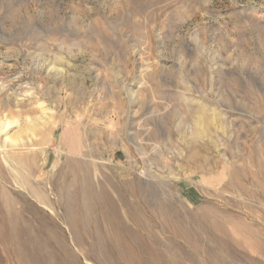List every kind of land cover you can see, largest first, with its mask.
<instances>
[{
	"label": "rangeland",
	"instance_id": "374dc122",
	"mask_svg": "<svg viewBox=\"0 0 264 264\" xmlns=\"http://www.w3.org/2000/svg\"><path fill=\"white\" fill-rule=\"evenodd\" d=\"M7 117L0 186L35 233L73 242L62 194L91 176L161 264H264V0H0Z\"/></svg>",
	"mask_w": 264,
	"mask_h": 264
},
{
	"label": "bare ground",
	"instance_id": "6f19581e",
	"mask_svg": "<svg viewBox=\"0 0 264 264\" xmlns=\"http://www.w3.org/2000/svg\"><path fill=\"white\" fill-rule=\"evenodd\" d=\"M14 125L17 127L20 126L17 118L7 117L6 120L0 121V134L4 137V146L10 145L12 149L16 148L19 150L21 146L24 147V144L19 146L21 144L20 140H18L14 133H11V128ZM25 160H27V158ZM19 162H21V160ZM20 165H22V170L19 171L18 175H20L22 181L26 183L23 176L25 177V170L29 169L30 166L26 165L28 166L26 167L22 162ZM4 168L5 167L0 164V176L3 178V181L5 177L8 178ZM35 172L37 171L35 170ZM30 173L31 175H29L33 177V170L32 172L30 170ZM37 180L34 185L31 179L30 188L24 192H27V195L29 197L31 196L30 201H33L36 206L39 207V205L42 203L45 204L47 201L43 191L45 190L46 192L47 189L42 190V188L45 187H41ZM83 180L86 186L80 192L82 199L78 204V207H76V205L73 207L74 200L69 193L62 194L66 203V211L64 209L66 215H63L66 218V227L69 228V232L72 237L73 242L71 241V244L70 242L68 244L65 236L63 235L64 231L62 232L58 229L59 227L56 228L54 226V228L58 231L57 234L49 231L40 232L41 230L36 231L35 233V229L31 228V226L28 225L27 221L24 219V208H20L19 210L16 209L14 207L16 205L15 198L11 197L13 195L10 196L7 190L0 186V246L3 247L4 252L6 254L7 252L8 254L14 252L21 264H95L93 261H96L97 264H161L156 260L157 257L154 255V250L151 248L152 246L149 247L151 243L145 245L141 241L139 228H144V226L140 217H137L133 205L125 202L123 203L122 208L118 207L112 195H110L109 191L102 184H99V189L97 191L90 193L87 188V183L89 184L91 182L93 185L94 181L92 180V177H84ZM108 180L110 182V179ZM68 185L69 186L66 188L72 187L71 183ZM130 188L127 187V189ZM24 190H26V188ZM130 190L132 193V188ZM90 195L93 197H90ZM123 196L125 195L122 194L121 197L123 198ZM20 198L27 201L26 197L20 196ZM76 198L77 197L74 199L77 200ZM35 204L33 205L35 206ZM54 207H52V211H54ZM31 213L33 214V212ZM53 219H55V217ZM39 220L41 221V219ZM39 226L41 228L43 225ZM49 228L50 227L45 230H48ZM147 232L151 234L149 230Z\"/></svg>",
	"mask_w": 264,
	"mask_h": 264
}]
</instances>
